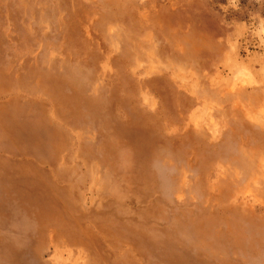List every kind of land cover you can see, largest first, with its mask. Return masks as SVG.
<instances>
[{
	"label": "rangeland",
	"instance_id": "obj_1",
	"mask_svg": "<svg viewBox=\"0 0 264 264\" xmlns=\"http://www.w3.org/2000/svg\"><path fill=\"white\" fill-rule=\"evenodd\" d=\"M0 264H264V0H0Z\"/></svg>",
	"mask_w": 264,
	"mask_h": 264
}]
</instances>
